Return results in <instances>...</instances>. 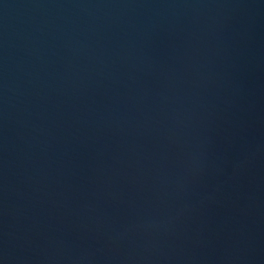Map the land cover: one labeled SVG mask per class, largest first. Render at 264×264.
Listing matches in <instances>:
<instances>
[{
  "label": "water",
  "instance_id": "water-1",
  "mask_svg": "<svg viewBox=\"0 0 264 264\" xmlns=\"http://www.w3.org/2000/svg\"><path fill=\"white\" fill-rule=\"evenodd\" d=\"M0 264H264V0H0Z\"/></svg>",
  "mask_w": 264,
  "mask_h": 264
}]
</instances>
